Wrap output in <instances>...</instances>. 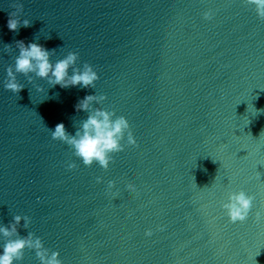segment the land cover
I'll use <instances>...</instances> for the list:
<instances>
[{"label":"water","instance_id":"1","mask_svg":"<svg viewBox=\"0 0 264 264\" xmlns=\"http://www.w3.org/2000/svg\"><path fill=\"white\" fill-rule=\"evenodd\" d=\"M16 3L31 22L18 33L7 27ZM21 40L55 50L53 63L78 53L95 88L17 74L23 89L6 90ZM90 94L105 95L93 107L124 116L136 140L125 134L108 170L48 130L63 123L74 135L87 118L74 105ZM261 110L264 20L245 0H0V226L30 217L20 235L62 264H264ZM240 190L253 207L231 223L222 204ZM18 264L40 261L25 249Z\"/></svg>","mask_w":264,"mask_h":264},{"label":"clouds","instance_id":"2","mask_svg":"<svg viewBox=\"0 0 264 264\" xmlns=\"http://www.w3.org/2000/svg\"><path fill=\"white\" fill-rule=\"evenodd\" d=\"M245 3L253 6L258 18L264 20V0H245ZM12 7L15 11L9 13L8 29L18 33L21 27H30L31 22L28 19L23 21L19 19V14L23 11V4L16 3ZM203 18L210 20L212 18L211 11H205ZM15 45L19 52L15 57L14 65H10L6 69L7 79L4 84L6 90L18 94L23 89V85L17 81V74L24 75L29 83L33 79L30 74H34L35 77L46 80L52 87L59 85L64 89L76 86L83 89L95 88V82L99 79L98 73L87 62L83 64L82 68L77 67L78 53L68 52L64 58L53 63L50 57L55 50H48L38 42L25 44L21 40L16 41ZM5 48L9 53L12 51L11 45H5ZM37 90L43 91L42 88H37ZM106 99L105 95L90 94L77 101L74 105L75 110L87 113V118L81 122L80 127H75L74 135L67 132L63 123H58L54 131L48 129L52 139L66 143L85 166L91 167L95 163L104 170H108L110 164L114 162L113 154L124 150L122 141L125 139V134H127V144L136 145L129 122L124 116H117L114 111L101 107H93L94 104H102ZM67 167L71 170L76 167V164L70 163ZM101 182L102 178L97 177V183ZM108 187H114V182L109 181ZM127 188L130 191H135L132 184L127 185ZM253 200L254 197L243 190L230 192L227 202L222 204V208L231 223H242L248 219L253 207ZM256 218L260 219L259 212L256 214ZM22 221L23 228L27 229L31 222L30 217L21 215H15L7 226H0V235L5 238L2 251H0V264H18L24 258L25 249L34 250L40 264H62L59 258L60 253L50 252L44 247L41 238L31 232L26 236L20 235L18 226ZM145 235L151 236V230L146 231Z\"/></svg>","mask_w":264,"mask_h":264}]
</instances>
